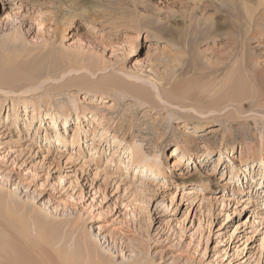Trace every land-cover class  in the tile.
<instances>
[{
	"label": "rangeland",
	"instance_id": "1",
	"mask_svg": "<svg viewBox=\"0 0 264 264\" xmlns=\"http://www.w3.org/2000/svg\"><path fill=\"white\" fill-rule=\"evenodd\" d=\"M262 1L0 0V264H264ZM192 54L236 100L150 107L87 79Z\"/></svg>",
	"mask_w": 264,
	"mask_h": 264
},
{
	"label": "bare ground",
	"instance_id": "2",
	"mask_svg": "<svg viewBox=\"0 0 264 264\" xmlns=\"http://www.w3.org/2000/svg\"><path fill=\"white\" fill-rule=\"evenodd\" d=\"M259 5H264V0L262 2H260ZM248 15H249L248 17L250 18L253 15V13H251V16H250V14H248ZM259 15H261V14L259 13ZM245 20L247 22L249 21L248 19H245ZM244 25H246V22ZM139 26L141 29L145 27L143 24H140ZM201 31H202L201 26L196 24V25H194L193 29L187 33L186 36L189 35L190 36L189 38H191V40L195 44V42L197 43V41L201 39ZM203 32H204V30H203ZM254 32H255L254 30L251 31L250 34H247V32H246L245 33V34H247L246 39H249V37L252 38L251 36L254 35ZM248 33H249V31H248ZM245 34H244V36H245ZM185 38H187V37H185ZM230 40L234 41L235 39H230ZM196 58L197 57L194 56L193 57L194 60L189 59V60H186L185 63L182 62V65L180 67H178L179 64H177L176 66L171 65L169 68L170 70L168 72H166L165 74H161L159 76L158 80H155V81H151V80L147 81V80H143V78H138L141 82L140 81H134L133 82L127 78L125 79V78L118 77L115 74H112V77H110V78H103V79H100L97 81H94L89 76H87V79L91 80L92 87L100 88L103 91H107L109 93L111 91H113L115 93L116 92L124 93L128 96H132L134 98L139 99L144 105H150V107H154V106L165 107L167 105H164L165 103L162 104L160 102L161 101L162 102L168 101L169 103H172L173 106H174V104L177 106L178 105L179 106H182V105L186 106V105H192L193 104V106H195L194 108L196 109V108H200V106H201L200 105L199 107H196L197 102L199 100H202L203 98L207 97V99L208 98H210V99L209 100L206 99L207 101H204V103H206L205 108H207L206 109L207 111H208V109L209 110L212 109L211 111H214L216 108L218 109L221 105H224L227 102H231L233 100H236V94L234 91L235 87L233 88L234 85H232V84L230 85V77L225 79V81H224L225 85L222 86L218 91H215L217 89L216 88L217 85H210V86L207 85V86H209L207 89H205L207 86L206 87L200 86V84L198 83L199 79H201L202 77L208 78L209 76H212V75L214 76V73H216V71L220 70V68H219V66L213 67L210 65H205L207 63V61L204 65H201L200 64L201 62L200 63L196 62ZM197 60H199V59H197ZM161 62L162 61H159V63H161ZM92 65H93V61H92V59H89L87 61V73H91L94 76L95 71H96L95 68H93L94 71L89 69V66L92 67ZM214 65H216V64H214ZM106 69H107V67L104 65L101 69H99V71H101L100 73H104L105 72L104 70H106ZM221 72H223V71L221 70ZM216 74H219V73H216ZM220 93H221V95L218 98H214L215 94H220ZM2 99H5V102H6L7 97L1 96V94H0V108H1V105L3 103ZM198 103L200 104L202 102H198ZM180 104H182V105H180ZM204 105H202L201 107H203ZM185 106H183V108ZM183 108H180V109H183ZM171 111H173L174 113H178L182 117L188 118V119L200 118L197 115H195L191 112H187V111L180 112V111H178V109H172ZM246 147L249 148V154H253V156L255 158L256 157L260 158V155L257 152L251 153L255 149V148L252 149L253 147H255L253 143L252 144L249 143V145H247ZM147 165L154 166L151 163H147ZM10 247L12 248V246H10ZM6 252L8 253L9 251L6 250ZM64 252H65V254H63V255L61 254L62 261L65 264L70 263V257L68 256L69 252H67V251H64ZM9 253H11L9 255H13V257L11 256L12 259L10 261H8L7 264H30L28 262V260H26L24 258L23 255H25V254H23V255L18 254V252L16 250L13 252L10 251ZM4 264H6V263H4Z\"/></svg>",
	"mask_w": 264,
	"mask_h": 264
}]
</instances>
